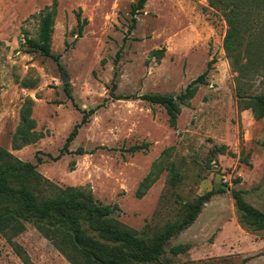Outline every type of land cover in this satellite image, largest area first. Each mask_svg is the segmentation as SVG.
Here are the masks:
<instances>
[{
	"label": "rangeland",
	"instance_id": "374dc122",
	"mask_svg": "<svg viewBox=\"0 0 264 264\" xmlns=\"http://www.w3.org/2000/svg\"><path fill=\"white\" fill-rule=\"evenodd\" d=\"M53 1L0 0V147L56 186L91 190L112 208L113 220L149 242L214 191L191 224L163 241L157 260L141 264H264V229L243 223L231 194L239 190L264 211V117L246 108L264 94V66L239 77L223 47V13L208 0H147L133 21L136 0H55L56 61L24 42L37 38ZM79 10L87 20L80 36ZM204 72L175 126L163 105L140 98L176 96ZM113 84L112 96L122 98L111 97ZM29 98L41 137L14 148ZM24 224L13 241L26 260L0 233V264H71L31 222Z\"/></svg>",
	"mask_w": 264,
	"mask_h": 264
},
{
	"label": "trees",
	"instance_id": "16d2710c",
	"mask_svg": "<svg viewBox=\"0 0 264 264\" xmlns=\"http://www.w3.org/2000/svg\"><path fill=\"white\" fill-rule=\"evenodd\" d=\"M146 1L136 0L131 5L133 21L134 15L144 7ZM208 1L211 7L223 13L228 24L223 47L231 65L240 78L248 77L258 66H264V0ZM56 5L54 0L52 7L41 14L37 38L25 36L24 42L30 50L58 61V56L51 52ZM86 23L87 20L81 17L79 10V36ZM205 74L206 72L191 81L185 90L176 96L143 94L140 98L163 105L169 115L170 124L175 126L180 104H187L195 95V84L204 82ZM114 88L113 84L111 97L122 98L112 96ZM32 105L33 100L29 98L21 109V123L14 136V148L35 142L41 137V134L34 130ZM246 108H251L255 118L264 117V94L253 97ZM92 112L93 109L83 113L80 122L69 133L64 148L75 138L78 129L88 122ZM136 148L140 147H133ZM147 181L148 177L143 181L144 188L149 186ZM170 183L175 186L177 178L173 176ZM213 194L214 191H209L197 197L186 207L182 221L168 224L159 237L149 242L146 238L139 237L130 227L113 220L112 208L99 204L91 190L76 186H56L37 171L35 164L21 161L0 147V233L13 244L23 260H26V257L13 238L25 229L24 221H29L52 241L71 264H141L156 261L162 253L163 241L191 224L203 204ZM231 194L241 211L243 223L255 229H264V211L249 204L239 190L231 189ZM83 222H88V227L95 231L97 236L88 234ZM178 250L179 247L174 252Z\"/></svg>",
	"mask_w": 264,
	"mask_h": 264
},
{
	"label": "water",
	"instance_id": "95a60500",
	"mask_svg": "<svg viewBox=\"0 0 264 264\" xmlns=\"http://www.w3.org/2000/svg\"><path fill=\"white\" fill-rule=\"evenodd\" d=\"M67 80H68L67 78H64V79H63L64 82L67 81Z\"/></svg>",
	"mask_w": 264,
	"mask_h": 264
}]
</instances>
